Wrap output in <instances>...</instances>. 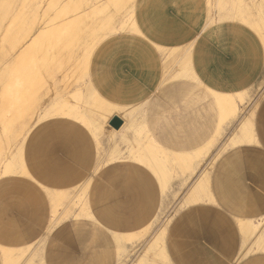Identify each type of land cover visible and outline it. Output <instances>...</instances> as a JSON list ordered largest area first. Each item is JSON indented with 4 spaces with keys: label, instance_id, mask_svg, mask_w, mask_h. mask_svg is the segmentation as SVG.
Listing matches in <instances>:
<instances>
[{
    "label": "bare ground",
    "instance_id": "1",
    "mask_svg": "<svg viewBox=\"0 0 264 264\" xmlns=\"http://www.w3.org/2000/svg\"><path fill=\"white\" fill-rule=\"evenodd\" d=\"M80 1L87 4L90 0ZM236 1L205 0V6L207 13L212 5L218 8L215 16H218L220 23L236 22L241 25L240 27L235 24L234 31L238 32L244 41V54L249 70L246 88L236 92L238 97L241 94V102L246 99V103H249L247 108L243 109L245 113L242 115L241 105L238 99L234 98L232 91H221L202 80V44L199 36V44L192 50L191 44L186 48L180 46L194 37L192 31L183 33L182 29L169 33L161 30L162 28L149 27L150 23L145 15L151 8L150 2L141 9L137 5L138 0H107L101 5L88 3L91 10L82 13L86 15L75 14L51 29L42 27L28 44L20 45L19 52H16L14 44H1L0 56L4 63L0 61L3 63L0 65V177L27 178L24 186V207L31 209L34 205L41 207L47 204L50 214L54 215L46 226L48 232L58 226L55 221L59 218V205L64 206V214L70 213L68 205L63 202L67 198L66 190L56 187L59 176L64 173L72 174L76 177L77 184H82L78 181L80 175H77V178L67 160L77 162L84 158L80 145L86 143L85 136L92 132L100 140L99 135L106 131V137L115 149L111 161L131 160L135 163L129 165L127 173L129 179H134L135 185L132 189L137 201L130 200L129 205H124L122 201L119 202V195L108 196L103 193L104 184L100 183L94 186L95 200L86 197L81 203L80 213L73 212L77 219L83 214L95 221L97 218L92 211L94 206L103 217L101 223L104 222L102 224L105 230L95 236L97 244L101 245V251L97 252V257L92 256L94 264H105V246H112L122 237H129L128 241L133 240V230L143 225L150 228L155 225L150 237L142 243L131 242L130 245L122 247L125 258L112 264H250L252 261H249L248 257L252 254L256 255L259 264H264V66H259L264 62V0H240L241 9L242 6L244 10L253 8L252 11L257 15L253 13L248 19L240 17L235 21L228 13ZM11 4L10 0H0V29L8 17ZM137 11L140 12L148 33L139 26ZM71 12L74 14L68 4H65L58 13L59 17L57 14L55 17L67 18ZM90 14L92 19L89 18ZM86 16H89V21L92 20L93 26L89 28V22V25H85V30L83 19ZM79 21L82 23L79 25L83 27L77 26ZM32 25L30 24L31 27L27 30L34 29ZM99 30L104 31V37L99 35ZM118 30L123 32L121 38L115 37ZM165 36L179 40L175 43L177 45L171 57L166 61L164 58L170 47L160 44L163 38H167ZM105 40L107 41L97 48V42ZM80 49L84 55L83 62L88 68L93 59L92 66L96 68V73L91 75V78L87 76L90 80L79 89L81 91L77 92L79 97L76 96V99L69 94V81L62 79L66 82L63 83L64 88L63 85L58 86L54 79H58V73L69 64L74 65L73 68L78 65L76 62L81 57H76ZM15 52L14 57L10 55ZM9 56L13 58L7 62ZM136 59L146 71L155 69L158 65H163L165 70L172 61L177 62V67L159 89H162V95L172 99L175 108L182 105L179 108L180 114L174 119H171L167 112L160 115L155 108L156 104L151 106L150 101L149 109L136 112L138 115H135L133 120L127 121L123 115L120 117L125 121L127 130L122 136L115 138V130L111 129L108 117L113 110L121 106L120 97L125 99L129 90H136L132 77L118 72L117 64L126 61L135 76L133 66ZM70 67L68 68L71 71ZM87 67L85 70L88 72ZM67 70L64 71L66 75ZM83 70L79 73L83 74ZM93 72L95 70L91 73ZM70 74L72 76L74 73ZM50 79L56 82H53L52 86H57L48 90L50 85L47 83ZM45 86L48 91H44ZM205 98L207 104L203 105L202 100ZM121 111H125L124 107ZM235 120L238 121L237 126ZM35 122L36 127L32 129ZM233 122L236 128L224 137L230 130L226 131L227 127L231 123L233 126ZM256 122L263 123L262 133ZM134 128L132 133L136 134L137 138L131 136ZM214 136L222 137L219 145L212 143ZM3 143L9 147L5 148ZM124 144L125 154H122L121 148ZM214 145H218L216 149ZM85 160L86 163L93 164L98 159L93 160L91 156ZM171 160L183 162L191 173L170 184L167 190V180L170 181L172 176L167 172V163ZM136 164L145 167L157 185L152 179L141 176L143 172L141 173ZM84 173L86 172H80L82 175ZM191 176L192 180L189 182ZM85 177L91 178V172ZM227 180L231 185L227 187L228 196L224 198L219 196L218 192L223 190V182ZM162 182L165 184L156 188ZM115 185L116 183L108 184L109 190ZM123 189L125 194H133ZM249 197L252 203L246 205L241 216H237L232 211L234 205L248 203ZM145 203H153L154 209L157 206L151 215L148 213L146 216L141 212ZM172 203L175 205L174 209L170 207ZM123 205L127 209L133 205V208L129 209L133 217L129 216L130 213L124 215L126 211L122 209ZM169 207L172 212L166 213L167 217H164ZM4 216L7 220L10 211L5 203H0V230H6L9 226L4 224ZM161 216L165 218L162 221L159 220ZM182 216L189 218L191 226L181 224ZM206 217L218 231L209 225L204 231H197L198 223ZM169 226L173 229L178 244H172L168 248L162 244L159 237ZM43 237L37 240L34 237L25 245L16 243L15 240L9 244L0 241V263L47 264L43 241L46 236ZM197 240H200V251L196 249ZM166 249L173 254H181L182 258H171ZM111 262L112 259H108L106 264Z\"/></svg>",
    "mask_w": 264,
    "mask_h": 264
},
{
    "label": "rangeland",
    "instance_id": "2",
    "mask_svg": "<svg viewBox=\"0 0 264 264\" xmlns=\"http://www.w3.org/2000/svg\"><path fill=\"white\" fill-rule=\"evenodd\" d=\"M10 1L12 4L10 5V8H9L8 17L4 20L3 26L0 29V55H1V51H2L1 44H5V43H7L8 45L14 44V46H16L15 47L16 52L17 51L19 52L21 49L20 45L28 44L31 41V39L37 33H39L41 31L40 29H42V27L46 28V29H51V27L53 28L54 25L56 27V26H59V23H61L62 21L64 22V20H69L70 17L75 15V14H81L83 16L86 15V14H82V13H83V11L89 12L91 10V8H89L88 3L101 5V4H105L107 2V0H90L87 4H85L84 1H80V0H74V1L73 0H10ZM215 1L216 0H213V2H215ZM239 3H240V0H237L235 3V6L233 8H231V10L228 14H230L232 19H234L235 21H237V18H240V17H244L246 19L250 18L252 16V14L254 13L252 11L253 8L251 7L252 8V10H251V9H249L250 8L249 7V8H245L247 10H244V6H242L243 9H241V7L239 6L240 5ZM65 4H68V8L70 10H72L74 12V14L71 12L72 14L67 16V18L66 17L63 19H62V17L56 18L55 15L57 14V16H58L60 9H62L65 6ZM217 12H218V8H215V6L212 5L209 13H207V22H206L207 26L219 22L218 16H215V15H217ZM238 13H239V15H238ZM254 14H255V16L257 15L256 13H254ZM212 15H214L213 16L214 18H212ZM41 17H43L44 20H42L43 18H41ZM88 17L89 16H86L85 18H88ZM92 17H94V16L92 15ZM85 18L83 19L84 20V23H83L84 27L81 25L84 29H85V25L87 26V24L90 22L89 24L91 26V23H92L91 14L89 17V18H91L90 21H89V18L87 20ZM52 19H54V20L52 21ZM81 21H79L80 23L79 22L77 23L78 24L77 26L81 27L79 25V24H82ZM57 23H58V25H57ZM231 23H236V22H231ZM30 24L34 25V29L27 30L28 28L31 27ZM236 24H239V23H236ZM90 26H89V28H92L93 25L91 27ZM99 31H98L99 35L101 37H104L105 36L104 31L103 30H99ZM189 31L193 32L194 37L189 39V40H186L183 44L181 43L180 46L182 48H186L189 44H191L192 50H194L196 48V46H198V44H199V42H198L199 39H201L200 31L187 29L183 33H186ZM122 33H123L122 31L118 30L115 34L116 35L115 37L121 38ZM4 36H7V37L5 38ZM198 36H199V39L197 38ZM106 41L107 40H105L103 42L102 41L97 42V45L98 44L99 45H98V47L96 45V47L100 48L102 46V44ZM177 41H179V40H176L174 43H176ZM176 45L177 44H175L173 47L169 48V52L167 51V55L164 58L165 59L164 61H166L167 59H169L171 57V53L174 50ZM9 46H11V45H9ZM9 46H8V48H9ZM8 52H11V51L8 50ZM16 52L13 54L10 53V55L13 56L14 54H16ZM82 55H83V52L81 50L78 52V55L76 57V59H78L80 57H81V59H79V61L77 60L78 62H76V63L78 65L77 66L75 65L76 66L75 68H73L74 65L72 66L71 64H69L62 71L63 73H65L64 71H66V69H68L67 75H66V73L64 75H62L63 73L60 72L57 75L58 79H56V78L54 79V80H56L58 86H60V85L62 86L63 83L64 84L66 83V82L62 81L63 78H65L66 81H69L70 82V88H71L69 90V94L71 93L70 96L73 95L74 97L79 95V93H77V92L81 91L79 89H82V86H84L83 84L87 83V81L90 80L91 75H94L96 73V68L94 69L92 66L93 59L91 60V63L89 64V68H88L87 65L83 62L84 61V59H83L84 55L83 56ZM12 56L7 57V62ZM1 57L2 56H0V61L2 60ZM105 59L102 61V64L105 62ZM164 61H163V63H164ZM178 61L180 62L181 60H178ZM1 62L4 63L3 60ZM1 62H0V65L3 64ZM84 64H85V66H84ZM80 65H81V67H79ZM82 66H84V68ZM200 66H201V64H200ZM259 66L260 67L264 66V62H262V65L260 64ZM68 67H70L71 71L74 73L72 76L70 74L72 72L69 70ZM78 67L80 68L79 70H77ZM85 67H87L89 75H88V72L85 70L86 69ZM133 67L136 71L135 75H137V76L139 75L140 77L145 78L146 80H149L152 78L154 79V77L156 78V76H157L159 81L157 80L158 85L156 86V89H159L163 84H165V82H167L169 76L172 74L173 70L177 67V62L174 63V61H172V63L169 65V67L166 68L165 70L163 68V65H158V67H156L155 69L154 68L148 69V71H146L145 67H141L139 61L136 59V63ZM82 69H84L83 74L79 73V72H81ZM93 69L95 70V72L91 73L92 71H94ZM256 70H257V68H256ZM74 71H76V72H74ZM85 71H86V74H85ZM68 72H69V74H68ZM76 74L78 77L75 76ZM80 74L84 75L85 77H83L82 75L80 76ZM87 76H89L90 78ZM52 80L53 79H50L47 83L50 86H48L46 84L48 86V90L52 89V87L54 89L57 86L56 84L54 86H52L54 84L53 82H55ZM49 82H50V84H49ZM133 83H134L133 85L136 87V90H134V92L133 91L131 92L129 90L127 97L124 99L125 101L122 100L121 106L118 107V109L113 110L111 115L108 117L109 122H111V120L114 117H116L117 115H119V117H121L122 115L124 117L126 116L125 117L126 120L130 121V120L134 119L135 115H138V113H136V112L141 111V109H146V110L149 109V102H150L149 98H150V96L141 95V92L139 91V89L135 85L134 81H133ZM149 85H152V84L149 83ZM47 86H45L44 91L47 90L46 89ZM64 86L65 85H63V87ZM72 89H74V90H72ZM132 90H133V88H132ZM73 91H75L76 93ZM236 92H237V90L233 91L232 94L236 100L238 99L237 101L241 105L242 112H240V115H242L245 113L244 112L245 110H243V109H246L249 103L248 102L246 103V101H247L246 99H244L245 102H243V99L241 102V99H240L241 94H239L240 95L239 96L240 98H239L238 94ZM64 94H66V93H64ZM234 94L238 98L235 97ZM70 99L75 100L72 97H70ZM76 99H78V98L76 97ZM136 99H138V100L141 99L143 101H141V103H135ZM128 101H130V102L132 101L133 103H128ZM134 103H135V105H134ZM244 103L246 105H243ZM123 107H124L125 111H121V109L123 110ZM121 112H122V114H121ZM158 113L160 115H162L164 112L163 113L158 112ZM131 114H132V116H131ZM34 121L35 120H33V122ZM35 124H36V122L34 123V126L32 127V129H34V127H36ZM237 124H238V121L235 120V126H237ZM262 124H263L262 122H260V124L258 122H256V126H258V128H260V130H262L261 133L263 132V125ZM235 126H234V122H233V126L231 123L227 127L226 131L228 129H230V130L227 131L228 133L224 134V137L226 135H228L230 132H232L233 128H236ZM110 127H111V129L115 130V135L113 134V136L115 138H116V136H118V137L122 136L124 133H126V130H127V128L125 126V121H123V125L119 129L114 128L111 124H110ZM231 127H232V129H231ZM133 131H135V128L131 131V133ZM106 134H107V132L103 131V133L99 135L100 140H98L97 135L94 136L92 134V132L89 133L88 136H85L86 137V140H85L86 143H82V144H84V145L81 144L82 146L80 145L81 154L84 158L80 159L77 162L72 160V159H71V161L67 160L68 163L70 164V166L73 167V170H74L73 172L76 174V176L80 175L79 180L78 179L77 180L79 181L80 184L81 183L82 184L81 185L77 184L76 179H75L76 177H74L72 174L64 173L62 176H59L57 183H56V187L59 190H61V189L66 190L67 198H65L63 200V202L65 203L66 206L68 205V209L70 210V213L67 215L64 214V209H63L64 206L63 205H59L57 207L59 218L57 219L58 221H55V222L58 226L53 231H50L51 233L48 232V230L46 229L47 228L46 226L49 225L48 221H50V219H51L50 217L54 218V215L50 214L51 212L49 211L50 209L47 206V204L45 206H41V207L40 206L36 207L34 205V206H32L31 209H29L28 207L27 208L24 207V205H25L24 202L26 200V194H25V190H24L25 187L24 186H25V183L27 181L26 180L27 178L23 177V176H14V177L12 176V177H5V178L0 177V203H2V204L5 203V205L8 206V209L10 211V217L6 220V218L4 216V219H2L4 221V224H7V226L8 225L9 226L6 228V230H0V241L1 242L9 244V243H12L13 240H15L14 242L19 243L21 245H25V244L29 243L28 241H32L34 239V237H35V240H37V239L42 238L43 236L44 237L46 236L45 238L43 237L44 238L43 241L45 242L44 253L47 256V264H53L54 262H55V264H94V258L98 256L97 252L101 251V245L97 244V242L95 240V236L100 235L105 230V228L103 226L104 222H102L103 224L101 223V221H103V217L94 208V206L92 207V211L96 215V218H97V220L95 219V221L90 219V218L88 219V217L83 215V214L81 215V218L77 219L76 215H74L73 212L76 211V214L80 213L79 209H80V206L82 205L81 203L86 197H89L91 200H95L94 193L96 191L94 189V186L96 184H100V183L104 184L103 193H106V195H108V196H111L114 194L119 195V197L121 198V200H119V202L122 201V203L124 205H129L131 202L130 200H136L135 199L136 197L133 196L135 192L132 189V188H134L135 182H134V179L132 177L129 179V175L127 173L128 172L127 168L129 167V165H132L134 162H132L131 160L130 161L129 160L128 161L118 160L116 162H112L111 160H112V156H113L115 149H113V143H111V141L108 140V138L106 137ZM131 136L133 138L134 137L137 138L136 134L132 133ZM114 137H112V140L114 139ZM214 137H213L214 140L212 139V143L215 142V144L219 145L220 141H222V137L221 136H219V137L214 136ZM4 144L5 143H3V145ZM125 144L121 148V150H123L122 154H125V147H124ZM7 145L8 144H5L4 147L5 148L9 147V145L8 146ZM218 145H214L213 146V147H215L214 149H216V147ZM127 154L128 153H126V155ZM91 156L93 157V160H97V159L98 160L96 162H94L93 164L86 163L85 159L87 157H91ZM99 156H101V157L99 158ZM84 163H86V164H84ZM82 165H86V167H82ZM136 166L141 169V173L143 172V174H141V176L148 177V178L152 179L154 181V183L157 185L156 180L154 179L152 174L145 167H143L142 165H138V164H136ZM81 171H85L86 173H84V175H82V174H80ZM90 172H91V178L85 177V176H88V174L90 175ZM167 172H169L172 175L170 178V181L167 180L168 181L167 190H168L170 184L175 183L176 181L180 180L181 178H183L187 175L189 176V174L191 173V170H187V168L185 167L183 162H179V161L176 162V161L171 160L167 163ZM78 176H77V178H78ZM192 176L188 180L189 182L192 180ZM232 180H234V179H232ZM113 183H116L115 187L112 188V190H109L108 184L113 185ZM163 184H165V183H163V182H162V184L160 183L156 188H160L161 185H163ZM230 185L231 184H230L229 180L223 182L222 187H224V188H223V190L218 192V195L221 197H224V198L227 197L228 193H227L226 189ZM123 188H125V190L133 192V194L131 196H129L128 194H125ZM158 192H159V189H158ZM182 192L183 191H181L180 194H182ZM162 193L165 194L164 191ZM69 198H72L73 200H70ZM230 199H231V197H230ZM115 201H116V199H115ZM248 201H247L248 203H244V202L239 203V204L234 203L235 205H234L232 211L235 212L237 216H241L246 205L252 203V199L249 197ZM74 203H78V204L74 206L73 205ZM124 205L122 208L124 211H126L124 213V215H127L130 213L129 216L133 217V213H131V211L129 210L130 208L131 209L133 208V205H131L128 209L125 208ZM156 207L157 206H155V209H156ZM170 207H172V209H174L175 205H173V203H172L170 205ZM170 207L167 209L169 212L166 211L165 214L163 215L164 217H167V214H170V212H172L171 211L172 209ZM153 209H154L153 203H151V204L145 203V204H143V210H141V212L142 213L144 212V215L148 216V213H150V215H151V213L153 212ZM158 210H159V208H158ZM82 216H85V217H82ZM163 216L160 217V219H159L160 221H162V219H165ZM181 218L183 219L181 224H183L184 226L187 225L188 227L191 226V221L189 220V218H187V216H182ZM148 219H150V218H148ZM153 219L154 218H152V220ZM202 220H204V221L198 223L199 228L197 229V231H204L207 225L211 226L214 230L218 231V229L215 228V225L211 222V220L208 217H206ZM177 225L179 226L180 224L178 223ZM153 226L155 227V225H153ZM44 227H45V229H44ZM149 228H150V226H148V227L144 226V225L139 226V228L133 230V232L135 233V236L133 235L134 236L133 240L128 241L127 238H129V237H127V238L122 237L120 241H115L112 246H109V245L105 246L103 248L104 257H105V264L107 263L108 259H110V260L112 259V262L109 264H112L114 261L124 259L125 258L123 255L124 251H123L122 247H124L126 245H130L131 242H134L135 244H139V243L146 241V239L150 237L151 232L153 230V228H150L151 230H149ZM134 233H132V234H134ZM40 234H41V236H39ZM48 234H50V236ZM159 238L162 240V244L168 248L172 244H175V245L178 244V240H177V238H175L174 231L170 226L167 227V229L160 235ZM45 239H47V240H45ZM196 243L198 244L196 249L200 251V249H201L200 248V240H197ZM167 253L169 254V256L171 258H172V256H174L176 259H179V257L182 258L181 254H173L168 250H167ZM92 256H94V258H92ZM248 258H249V261H252V262H250V264H259L258 260L256 259V255L252 254Z\"/></svg>",
    "mask_w": 264,
    "mask_h": 264
},
{
    "label": "crops",
    "instance_id": "3",
    "mask_svg": "<svg viewBox=\"0 0 264 264\" xmlns=\"http://www.w3.org/2000/svg\"><path fill=\"white\" fill-rule=\"evenodd\" d=\"M149 2L151 8L146 11L147 15L145 17L149 20L150 24L148 25L150 28H162L161 30L169 33L182 29L183 31L187 29L200 31L202 44L200 70L205 84H209L221 91L230 92L246 88L249 77L248 63L244 54V41L238 32L234 31L236 23L218 22L207 26L205 0H138L137 5L141 9L142 6ZM136 16L139 26L144 28L145 32L148 33L149 31L146 28V24L142 22L139 11L136 12ZM239 26L241 27V25ZM165 37L167 38H163L160 41L163 47H173L175 45L174 41L178 39L172 36ZM159 62L160 59L157 64ZM130 69L126 61H121L117 64V71L122 74L126 73L132 77L141 95L150 96L151 106L156 104L155 108L158 112H167L171 119L179 117V108L182 105L175 108L172 99L167 98L166 95H162V89H156L158 85L157 80L159 81L157 76L154 79L146 80L139 75H132ZM148 82L152 85H149ZM120 99L125 101L121 97ZM135 101V103H141L143 100L136 99ZM128 103L133 102L128 101ZM202 104H207V98L202 100Z\"/></svg>",
    "mask_w": 264,
    "mask_h": 264
},
{
    "label": "water",
    "instance_id": "4",
    "mask_svg": "<svg viewBox=\"0 0 264 264\" xmlns=\"http://www.w3.org/2000/svg\"><path fill=\"white\" fill-rule=\"evenodd\" d=\"M110 124L114 128L119 129L123 125V120L120 117L116 116L111 120Z\"/></svg>",
    "mask_w": 264,
    "mask_h": 264
}]
</instances>
